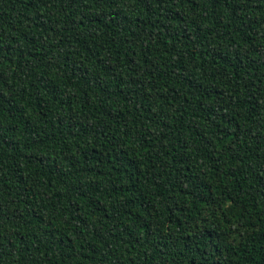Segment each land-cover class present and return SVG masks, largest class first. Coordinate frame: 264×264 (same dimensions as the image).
Instances as JSON below:
<instances>
[{"label": "trees", "instance_id": "trees-1", "mask_svg": "<svg viewBox=\"0 0 264 264\" xmlns=\"http://www.w3.org/2000/svg\"><path fill=\"white\" fill-rule=\"evenodd\" d=\"M0 264H264V0H0Z\"/></svg>", "mask_w": 264, "mask_h": 264}]
</instances>
